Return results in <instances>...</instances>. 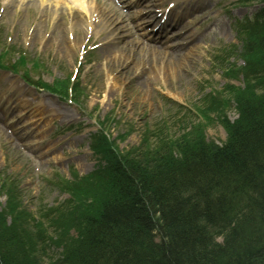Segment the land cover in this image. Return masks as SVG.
Returning a JSON list of instances; mask_svg holds the SVG:
<instances>
[{
	"label": "trees",
	"instance_id": "trees-1",
	"mask_svg": "<svg viewBox=\"0 0 264 264\" xmlns=\"http://www.w3.org/2000/svg\"><path fill=\"white\" fill-rule=\"evenodd\" d=\"M247 36L245 86L225 88L238 119H226V100H205L226 141L207 142L195 126L126 154L97 142L104 165L66 185L72 202L53 224L62 251L47 264H264V25ZM8 195L14 219L0 213V264H44Z\"/></svg>",
	"mask_w": 264,
	"mask_h": 264
},
{
	"label": "rangeland",
	"instance_id": "rangeland-1",
	"mask_svg": "<svg viewBox=\"0 0 264 264\" xmlns=\"http://www.w3.org/2000/svg\"><path fill=\"white\" fill-rule=\"evenodd\" d=\"M25 1L19 7H13V3L9 8H4L6 2L0 0V43L15 46L29 57L38 58L40 67L36 72L31 71L34 80L51 83L72 74L80 81L76 91L79 104L59 100L38 89L17 92L10 100L6 94L8 83L2 82L9 74L0 73L1 106L13 104L10 110L17 117L14 124L28 128L26 136L18 138L0 116V176L4 177L0 184L10 187L12 191L15 190L16 196H20L17 210L22 217L21 223L25 228L34 225L37 232L32 239L40 244L41 253L38 256L47 264V261L58 258L60 253L54 241L60 238L61 232L53 224L58 221H54L59 214L56 211H68V205L72 202L65 190L66 185L88 175L96 167L98 155L91 151V135L97 131V123L104 126L121 153L138 148L142 143L152 145L166 137L177 138L200 122H203L206 140H212L217 145L225 141L226 134L217 116L210 114L204 121L201 119V116H206L207 105L203 107V99L212 91L218 94L227 83L242 85L241 77L230 79L224 75L220 69L224 64L220 65L218 61L214 63L213 58L223 57L229 63L241 64L238 56L240 41L235 24L247 14L236 3L237 0L186 1L183 11L189 14V22L182 24L184 28L175 33L185 32L183 38L196 40L197 46L188 60V69H183L181 79L176 77L166 84L151 81L147 97L143 96L142 100L131 97L129 106L125 108L121 106L123 95L106 97L101 89L108 85L103 68L99 67L104 62L100 49L104 33L89 35L86 40V27L84 31V28L74 26L71 13L75 8L69 9L70 1L57 9L52 7L56 5L53 0ZM15 2L20 4L18 0ZM42 2L44 4L39 5ZM56 14L58 18H54ZM131 15L135 16V13ZM212 29L216 31L210 32ZM34 37L36 40L32 41ZM58 39L61 45L78 40L77 45L82 46L79 48L74 44L70 58L63 55L64 45L58 47ZM180 40V37H176L170 44ZM117 43L121 51L128 50L135 60L145 56V52L139 48L135 47L132 53L130 45ZM87 45H90L88 49ZM93 45H96L94 49ZM108 66H112L108 68L115 73L126 72L123 88L127 90H124V94L135 93L133 81L136 77L132 69L111 63ZM10 78L16 79L14 76ZM129 81L133 83L128 86ZM96 88L100 89L97 93ZM18 96L20 100L25 99L24 102H17ZM224 97L222 99H228V94ZM52 107L62 109L64 113L59 112L56 116ZM23 112L20 117L18 114ZM12 116L9 114L6 118ZM226 117L232 121L236 118L233 104L229 105ZM12 183L14 186L17 184L18 188ZM4 206L8 211V203L0 195V210L5 209ZM6 218L14 219L13 216ZM53 230H57V233Z\"/></svg>",
	"mask_w": 264,
	"mask_h": 264
},
{
	"label": "bare ground",
	"instance_id": "bare-ground-1",
	"mask_svg": "<svg viewBox=\"0 0 264 264\" xmlns=\"http://www.w3.org/2000/svg\"><path fill=\"white\" fill-rule=\"evenodd\" d=\"M8 4L9 2H13L14 0H7ZM19 2H22V0H18ZM106 2H97L96 0L93 1L92 6L87 2L86 5L84 3L86 0H72L71 2L76 3L74 13H71L74 21V26L77 29H83L85 26L91 27L92 26V32L97 31V33L104 31L114 32L116 31L117 37H107L104 43L101 45V52H102V58L104 59V62L99 66L100 68H103L104 76L106 77V81L108 82L107 87H101L103 94L106 95V97H112L115 95H123L124 100L121 102V106L127 108L130 104L131 97H140L141 100L143 96L145 98L148 95V89L150 88L151 81L155 82H163L166 84L167 82L172 81L174 78L181 79L183 74L181 73L183 69L187 68V63L189 58L191 57L192 53L194 52L193 48H195V45L197 46L196 41L192 39L185 41V42H178L175 45H170V51H167L163 49L162 47L158 45H149L146 42H142L138 39H134L137 44H139L138 48H141L142 52H145V56L140 58V60H135L131 58L132 55L130 52H127L128 50L121 51L119 49L118 43L115 41L116 39H120L121 43H124L126 46H129L132 48V53L134 52V49L136 45H134L133 40H128V35L130 37L134 35L132 26L133 21H131L127 16H124L121 14L120 10H118L114 6V2L112 3V0H105ZM59 3V0H58ZM17 6V4H15ZM59 7L55 6V9ZM70 9V8H69ZM80 13L85 15H88V19L91 20V15H94L93 21H87L86 19L81 17ZM82 14V15H83ZM155 15V14H154ZM59 15H55L54 18H58ZM182 18V16H180ZM118 21V22H117ZM86 22V23H85ZM96 22V23H95ZM156 22V20H155ZM55 24V21L52 22ZM157 23V22H156ZM158 24L160 26H164L165 24L158 20ZM100 25L101 28L97 30L96 28ZM109 27V29H107ZM85 31V28H84ZM125 31V33H123ZM146 34H152V31H148ZM36 40L34 37L32 39ZM124 40V41H122ZM50 44V43H49ZM72 44H76V47H79V42L73 41ZM163 44V41H160V45ZM63 55L70 57L73 55L72 52V46H70L68 43L67 45L60 44V41L58 39V47H63ZM147 56V57H146ZM117 64L122 66H126L128 69H132L134 72L133 75L136 77L134 78V84H135V93L132 92H126L124 94V90H127V88H123V81L126 75L125 73H115L114 70H111L112 66H108V64ZM132 65V66H131ZM131 81L128 82V86L133 83ZM17 88H19L18 84H15ZM100 87V86H98ZM23 87L20 86V89ZM100 91L99 88H96V93ZM123 91V92H122ZM101 93V92H99ZM131 94V95H130ZM133 95V96H132ZM40 107V106H39ZM56 108V107H55ZM52 107V110L54 114L57 116L60 113H64L61 109H55ZM55 109V110H54ZM60 112V113H59ZM24 113V112H23ZM22 113V115H23ZM63 115V114H62ZM238 115H236V118L233 120H237ZM35 120V119H34ZM37 120V119H36ZM228 122H233L232 120L228 119ZM31 123V122H30ZM196 127L202 128L203 135H205V131H203V123H197ZM11 128L13 129V132L18 137V134L21 136L25 135L26 130L28 128H24L23 126L12 125ZM227 138V136H226ZM225 138V139H226ZM262 190L261 192H263ZM264 196V193L262 194ZM246 198L242 194L238 196V198ZM262 199L263 197H259ZM264 201V200H263ZM263 203V202H261ZM264 204V203H263ZM259 206H263L259 204ZM217 241H220L219 239ZM39 253H41V250L37 249ZM38 253V254H39ZM185 263L184 261H182ZM196 264H203L199 260Z\"/></svg>",
	"mask_w": 264,
	"mask_h": 264
}]
</instances>
